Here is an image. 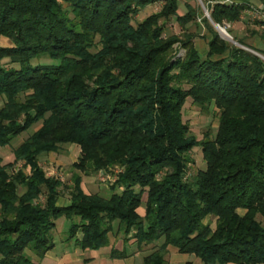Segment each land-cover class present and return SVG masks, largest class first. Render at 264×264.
<instances>
[{"label":"trees","instance_id":"trees-1","mask_svg":"<svg viewBox=\"0 0 264 264\" xmlns=\"http://www.w3.org/2000/svg\"><path fill=\"white\" fill-rule=\"evenodd\" d=\"M156 1L0 0V147L42 121L13 162L0 157V264H42L61 216L71 220L67 240L82 249L108 246L115 221L125 236L134 230L139 245L163 239L141 264H169L170 246L202 264H264V59L255 53L264 49L232 30L240 45L229 42L207 17L202 35L165 36L161 20L175 16L185 26L197 16L190 5L180 15L178 0H164L135 25ZM252 8L247 0L208 6L219 25ZM197 36L207 41L204 52ZM188 98L218 110L214 138L191 134ZM65 143L80 147L78 171L123 166L112 185L121 192L86 193L74 173L70 201L59 204L64 183L47 175L39 156ZM195 147L206 169L187 178ZM128 256L125 248L110 252Z\"/></svg>","mask_w":264,"mask_h":264},{"label":"rangeland","instance_id":"rangeland-1","mask_svg":"<svg viewBox=\"0 0 264 264\" xmlns=\"http://www.w3.org/2000/svg\"><path fill=\"white\" fill-rule=\"evenodd\" d=\"M178 1V13L180 15H185L189 11L190 5L196 9L197 16L185 26L178 22L175 16L167 20H161L160 23H164L165 25V36L176 35L184 37L186 32L202 35L206 31L202 22L204 17H207L208 19L210 17L211 23L219 31L220 35L236 45L240 44L234 40L228 30H232L233 35H237L238 37L246 36L248 43L257 42L258 39L256 38H260L261 32L264 31V27L256 22L258 19H264V11L259 10L258 8L256 10L252 8L253 10L251 11L247 10L243 12L241 19L235 23L230 24L224 21L222 25H219L211 19L208 10V6L218 0ZM252 2L258 5L260 0H252ZM163 4L164 0H158L141 9L134 18V24L136 25L148 15L159 11ZM207 12L208 15H206ZM221 28L225 30L228 37L221 32ZM252 30L255 31V33L251 35L250 33ZM1 43L2 45H11L10 40L4 37L1 39ZM194 43L202 52L206 50L207 41L200 38V36H197L194 39ZM259 46L264 48L263 40ZM174 49L179 52V56H184L185 50L179 46V43L174 45ZM39 62L45 64L58 63L57 60L50 59L49 57H43ZM4 101L5 98L0 96V106L4 104ZM183 120L189 125L191 134L195 135L198 140H202L206 137L214 138L219 125V112L213 105L201 106L195 103L191 98H188L183 108ZM41 125L42 121L34 124L29 130L13 139L10 145L0 147L2 163L7 164L13 162L15 160L14 149L24 142L32 133L38 130ZM190 155L191 162L188 166L187 178H193L200 170L206 169V162L203 158V153L200 147L193 148ZM79 156L80 147L76 144L68 143L62 144L57 152L44 153L39 156L40 164L46 171L47 175L55 176L61 179L64 183V186L60 188L61 196L59 204H67L70 201V190L74 173H79L82 176V188L86 193H97L104 197H109L113 192H121L120 188L113 191L112 185L118 180L119 174L123 172V166L115 164L94 172H82L73 167V163L77 161ZM15 167L22 168V162L17 163ZM26 171L28 172V169H26ZM19 190L22 192V189ZM145 199L146 195H144L143 205L138 209V213L141 216H144L145 214ZM240 213H243V211L240 210ZM70 224L71 220L67 219L66 216L58 218L57 228L53 233L55 247L49 251L48 255L44 258L45 260L43 261H45L46 264H141L143 257L163 242V239H160L157 242L139 245L133 237L134 230H132L128 236H125L123 231L118 232V221H115L113 223L114 230L110 233V239L111 241H114V246H117L116 249L123 250V248H125L129 256L124 259H112L109 256H104V253L107 251L105 247L99 250L82 249L75 244V239L68 241L67 237L69 235ZM78 236L80 237L81 234H78ZM168 250L169 253L167 254V259L169 264H180L185 261H193L195 264H202L200 259L194 254L180 253L172 246H170ZM34 259L39 262V259L36 256H34Z\"/></svg>","mask_w":264,"mask_h":264},{"label":"crops","instance_id":"crops-1","mask_svg":"<svg viewBox=\"0 0 264 264\" xmlns=\"http://www.w3.org/2000/svg\"><path fill=\"white\" fill-rule=\"evenodd\" d=\"M247 1H249L254 7H256V8H258V9L264 11V0H260V2H259L258 5L254 4V2H252V0H247ZM250 11H251V10H250ZM256 39H258V41L256 40L257 42H255V43L252 42V43H249V44H251V45H253V46H255V47H259V48H261V49H264V48H262V47L259 46V45L261 44V42H262V39H260L259 37H257ZM112 247L117 248L116 245L114 246V241H111V239H110V243H109V245L105 247L107 251L104 253V256H109V257H110V252H111ZM48 253H49V252H48ZM48 253H47V255H48ZM47 255H46V256H47ZM110 258H111V257H110ZM112 259H113V258H112ZM43 260H45V259H43ZM43 260H42V264H46V262L43 261ZM43 262H45V263H43Z\"/></svg>","mask_w":264,"mask_h":264},{"label":"bare ground","instance_id":"bare-ground-1","mask_svg":"<svg viewBox=\"0 0 264 264\" xmlns=\"http://www.w3.org/2000/svg\"><path fill=\"white\" fill-rule=\"evenodd\" d=\"M220 30H221V32H222L223 34L227 35V33L225 32L224 29L221 28ZM227 37H228V35H227Z\"/></svg>","mask_w":264,"mask_h":264},{"label":"water","instance_id":"water-1","mask_svg":"<svg viewBox=\"0 0 264 264\" xmlns=\"http://www.w3.org/2000/svg\"><path fill=\"white\" fill-rule=\"evenodd\" d=\"M210 18V17H209ZM235 43H237V42H235ZM256 54H258L259 56H261L262 58H264V56L263 55H261V54H259V53H257V52H255Z\"/></svg>","mask_w":264,"mask_h":264},{"label":"built area","instance_id":"built-area-1","mask_svg":"<svg viewBox=\"0 0 264 264\" xmlns=\"http://www.w3.org/2000/svg\"><path fill=\"white\" fill-rule=\"evenodd\" d=\"M224 1H226V2H232V0H224ZM206 15H208V12H207V14Z\"/></svg>","mask_w":264,"mask_h":264}]
</instances>
